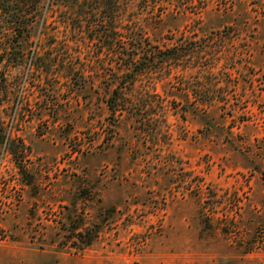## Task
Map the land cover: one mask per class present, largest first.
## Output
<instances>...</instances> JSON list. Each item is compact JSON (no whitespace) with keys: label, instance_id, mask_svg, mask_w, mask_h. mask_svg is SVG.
I'll return each mask as SVG.
<instances>
[{"label":"rangeland","instance_id":"obj_1","mask_svg":"<svg viewBox=\"0 0 264 264\" xmlns=\"http://www.w3.org/2000/svg\"><path fill=\"white\" fill-rule=\"evenodd\" d=\"M105 6L45 0L0 52V264H264V0ZM126 28L182 48L131 88L141 125L88 35Z\"/></svg>","mask_w":264,"mask_h":264},{"label":"trees","instance_id":"obj_2","mask_svg":"<svg viewBox=\"0 0 264 264\" xmlns=\"http://www.w3.org/2000/svg\"><path fill=\"white\" fill-rule=\"evenodd\" d=\"M44 1L0 0V27L2 25L6 27L0 46L1 54H7L18 38L22 39L30 35V30L41 20L40 9ZM103 1L106 6L112 3V0H100V2ZM88 35L90 40L96 39L103 47L117 48L115 56L119 60L121 79L105 99L111 119L115 122L117 117L126 113L134 117V122L143 124L144 120L138 117L140 113L131 100V88L135 87L138 77L143 73L154 72L163 75L164 72H168L170 61L179 62L183 57L181 46L179 49L153 50L144 45V37L141 34H135L127 28L122 35L118 34L117 37L109 36L98 30H90ZM3 140L4 135L0 134V145Z\"/></svg>","mask_w":264,"mask_h":264}]
</instances>
